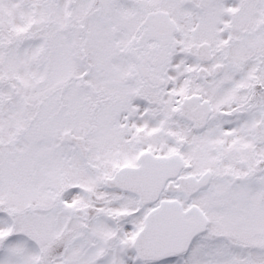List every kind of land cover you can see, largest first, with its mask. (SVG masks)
<instances>
[{"label": "snow or ice", "instance_id": "1", "mask_svg": "<svg viewBox=\"0 0 264 264\" xmlns=\"http://www.w3.org/2000/svg\"><path fill=\"white\" fill-rule=\"evenodd\" d=\"M0 264H264V0H0Z\"/></svg>", "mask_w": 264, "mask_h": 264}]
</instances>
